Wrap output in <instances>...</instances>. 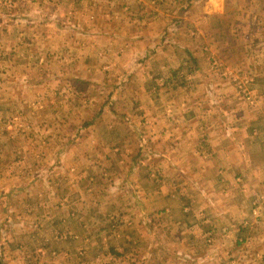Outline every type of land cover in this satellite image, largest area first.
<instances>
[{
  "label": "rangeland",
  "instance_id": "rangeland-1",
  "mask_svg": "<svg viewBox=\"0 0 264 264\" xmlns=\"http://www.w3.org/2000/svg\"><path fill=\"white\" fill-rule=\"evenodd\" d=\"M150 1H155L151 4L154 9H149L145 0H0V40L14 48L11 71L2 73L9 62H0L3 264L15 260L25 264H264V253L256 257L257 253L252 252L256 238L244 233L253 224L231 227L218 222L226 215L217 212L224 208L217 201L228 197V188L222 187L218 198L211 190L205 194L200 186L185 189L181 158L165 159L174 169L168 173L161 158L146 155L152 142L143 133L135 135L130 126L119 129L115 125L118 131L107 130L110 136L121 132L120 137L114 136L115 141L102 139L97 144L86 135L91 130L88 127L102 119L106 124L111 118L138 120L141 110L134 112L127 108L131 100L142 105L190 99L181 89L194 90L199 85L194 71L200 68L218 72V77L242 89L247 84L246 78H253L256 82H250L249 78L247 82L264 89V56H259L264 52V17L253 13L264 0H224L222 11H219L222 0ZM156 3L164 5L169 13L173 10L171 16L162 17L163 23L156 32L161 58L143 56L134 67L126 68L125 76L117 65L102 71L104 66L116 64L115 58L108 54L84 60L68 56L66 61L62 59L53 66L52 51L36 45V40L114 37L120 30L117 26L124 20L130 22L136 12L146 11L142 16L159 14L155 11ZM175 6L183 11L174 13ZM136 7L141 10L136 11ZM202 7L212 12L209 13L212 17L198 26L191 18ZM124 9L125 18L121 19L120 12ZM249 16H253V25ZM251 26L255 28L252 33ZM132 31V27H125L124 32L129 35ZM46 52L45 58L50 61L47 66L54 68L50 72L46 67L45 74H41L39 69L45 67L46 59L39 63L36 56ZM52 72L63 75L53 78ZM106 81L110 87L101 89L97 82ZM67 85L76 86V91L71 92ZM64 87L68 88L63 91ZM248 92L244 93L247 105L252 108L262 105L264 93L253 96ZM245 111V125L230 128L229 123L220 124L219 134L229 140L233 135L240 138L237 135L242 129L255 133L248 141V153L245 144L235 147L241 157L251 161L250 165L264 164V108ZM221 114L220 119L227 121L228 116ZM113 145L121 146L118 153L111 150ZM107 153L114 155L109 158ZM107 166L114 169V176L103 175ZM88 169L90 173L84 174ZM134 173L141 180V196L145 198L135 206L132 190L126 188L132 184L133 179H127ZM241 175L235 173L236 184L255 182L254 175L251 174V179ZM216 176L217 171L196 172L188 182L199 185L206 180L209 184ZM260 176L264 184V175ZM163 180L174 185V189L162 185ZM149 190L157 191L150 201L146 196ZM257 194L244 205L243 212L260 220L264 204L263 199L256 200ZM255 208L257 214L253 215ZM259 229L264 231V221ZM240 230L243 233L236 236ZM74 234L78 237L74 238ZM91 237L94 244L88 253H82L85 250L65 253L70 244H83Z\"/></svg>",
  "mask_w": 264,
  "mask_h": 264
},
{
  "label": "crops",
  "instance_id": "crops-1",
  "mask_svg": "<svg viewBox=\"0 0 264 264\" xmlns=\"http://www.w3.org/2000/svg\"><path fill=\"white\" fill-rule=\"evenodd\" d=\"M145 1H147L149 9H154L151 4H154L155 1ZM156 6L157 8L155 9V11H158L159 14H156V12H151L150 10L151 13H148L147 16H142V14L146 11H140L141 9H138L136 7L135 10L140 12H136L134 18L131 19L130 22L124 20V23H120V25L117 26V29H119L120 27V30H117V35L114 37L109 36L108 38H104L102 40H92V38H95L94 36H92L90 40H36V45H40V47H44L48 49V51H52L50 53L53 58L50 61H52L53 66L55 63L62 61V59L66 61L68 56H75V58H82V60H84V58L88 56L95 57L96 55H100L102 53L105 55L108 54V57L112 56L113 58H115L113 60L116 62V64H111L109 67L104 66L102 71H105L106 69L117 65L122 71L121 75L125 76L124 73L127 71L126 68L131 65L134 67L133 64H135L138 59L143 58V56H148L149 59L161 58L162 52L158 47V44L160 45V43L158 41L156 32L158 29V25L160 23H163L162 17L171 16L173 10H170L169 13V10L164 9V5L160 7L156 3ZM175 9L176 10H174V13L183 11V9L178 10L179 6H175ZM223 9L224 0H222V8L219 11H222ZM198 10V14L196 13V16L192 17L191 20L193 22H196L198 26H202L206 24V20L212 17L209 15V13L212 12H209L207 10L205 11L204 7ZM209 10L212 11V9L210 8ZM125 12V9L120 12L121 19L125 18ZM186 12H184V14ZM253 13H256L257 15L262 14V17H264V4L257 10L254 9ZM218 15L220 14H217L216 16ZM250 18L252 22L253 16H251ZM250 24L253 25V22ZM126 26L130 28L132 27V29H134V31L130 32V35L128 34V32H124ZM254 29L255 28L251 26V33L254 31ZM108 30L110 29L108 28ZM3 41L4 40H0V62L1 60L5 63L9 62L8 66L3 68L2 72L8 73L11 71L10 64L14 59V48L12 46L10 49L7 44L5 45L2 43ZM101 45H104L105 48L102 49ZM141 45H144V48ZM141 50L143 52H141ZM89 52H91L90 54L92 56H90ZM47 54V52L44 55L37 54L36 60H38L39 63H43V61L46 59L45 55ZM259 56H264V52L263 54H259ZM50 61L47 59L45 60V67L39 69L41 74H45V70H47L48 68H50V72L51 69L53 70V66H47ZM86 69H90V67H87ZM131 70H133V68ZM131 70H129L128 72H131ZM47 72L48 76L50 72ZM217 73L214 71H212L211 73L206 72L203 68L198 69L196 72L194 71V77L198 78L199 85L196 86L194 90H189L186 87L181 89V93H184V95L189 94V98L191 96L190 99H184L180 102H160L157 104L149 102L148 104H142L143 106L138 105L137 100H131L130 103L127 104V108L133 109L134 112L141 110V112H138L139 117L141 116L138 120L131 117H127L125 119L111 118L106 124L104 121L105 119H102V121H100L99 123L96 122L92 126H89L88 128H90L91 130H87L88 132H86V135L87 137H92V139L96 143L98 142V140L102 141V139H104L105 141H115L116 138H114V136L116 135L120 137L121 132L114 134V136H110L111 132L109 133L107 132V130L112 129L113 132L118 131L114 128L115 125L118 126L119 129H125L126 126H130L132 127L131 131L135 135H140V133H143L145 135V138L152 142L149 147V151L146 152V155H149L150 158H161L168 173H171V171H173L174 169L170 168L173 166H171V164L169 165L168 162L165 161V159L175 157L181 158L180 163L182 164L180 165V168L183 173L186 174V181L184 180L183 183V185L186 187L185 189L189 190V188H192L193 185H196L197 187L200 186L199 188L203 192H205V194L206 192L208 193L211 190L213 192V196L216 195V197L218 198V191H220L222 187L228 188V197L224 199L225 201H217L219 204H223L224 207L217 212L219 214L226 215L224 218H220L218 222L228 223L231 227L233 225L234 227H236L241 224H253L254 228L250 227L251 229L245 230L246 232L244 233H246L248 236H251L252 238H256V240L258 239V242H261V244H259L255 240V245L252 246V252H256V257H259V254L264 253V231L259 229L261 221H264V215L260 220L254 219L251 216H247V214L243 212V209L244 205L248 204L250 199L253 200V198L251 197L255 195V192H258L256 200L258 201V199L261 198L263 199L262 204H264V184H262L263 178L261 179L260 176L264 175V164L261 163L257 165V163H253V166L250 165L251 161H248L247 158L245 159L241 157V155L237 153L235 147L237 146V144H240V146L244 147L245 144V151L246 153H248V141L252 140L256 134H251L250 131L243 132L242 129L241 132H239V134L237 135L240 138H237L235 135H233L229 140H225V138H221V134H219V127L220 124H222L223 126H227L228 123L230 125V128L231 126L245 125V119L247 118V111L245 110L263 109L264 101H260L262 105H258L257 108H252V105H247L245 103L244 93L246 91H249L248 94L251 93L254 96L255 94H263L264 89H262L261 85L258 87L256 83L249 84V82H247V79L249 77L246 78V83L248 84L249 88L246 84V86H244V88L242 89L240 86L231 85L228 80L221 79V77H218ZM77 74L78 73H76V75ZM61 75L63 74H54L52 72L53 78H59ZM76 75L73 76L77 77ZM248 75L250 77L252 76L251 73H249ZM95 76H98V73ZM124 81L127 82V79H125ZM249 81L256 82V80H254L253 78H249ZM97 83H99V87L101 89L110 87V84H107V81L104 83ZM115 85H118V82ZM68 87L71 92L76 91V86ZM68 87H64L63 91H65ZM61 88L62 86L59 87V89ZM122 89H125V85L122 87ZM246 101H249L247 97ZM107 110H109V106H107ZM108 113L110 112L108 111ZM211 113L212 116H210ZM221 113H224L226 116H228L227 121L220 119L222 115ZM233 119L234 121L238 120V123L233 122ZM105 131L106 134L103 135ZM220 139L223 140L222 143L220 142ZM170 142H172L173 144H169ZM208 142H210V144H207ZM232 142H234V144ZM111 147V150L114 153H118L121 148L120 145H117V147L116 145H113ZM102 150L103 152H105L104 148ZM112 155L114 154L107 153V157L109 158ZM133 170L135 171L138 169L134 168ZM212 171H217V176L213 180H211L209 184L206 180L199 182V185L198 182H195L194 184L188 182L189 179H191V176H193V174H195L196 172L209 173ZM83 172L84 174H88L90 173V170H84ZM104 172V176L109 175L110 177L114 176L113 173H115L114 169H111L110 166H107V170H105ZM235 173H242L241 176L246 175V177L250 179L252 174L254 175L252 179H255V182L247 183L249 186L247 184H241L242 186H240L236 184L238 177H234ZM117 178L115 180H117ZM123 178L126 179V177ZM131 179H133L132 184L129 183L128 185H126V188H131L133 193L132 204L133 206H135V204L138 205L140 204V202H144L145 198L141 196V180H139L137 174L135 175L134 173V176L128 178L127 180L130 181ZM127 180L126 182H128ZM167 182V180H163L162 185L165 184L166 188L174 189V185ZM241 189L245 191L243 192L245 194L241 192ZM156 194L157 191L149 190L146 196L150 201L151 199L155 198ZM259 194L261 196H259ZM229 203L231 204L230 207L228 206ZM224 204H226V207L224 206ZM228 212L229 215L227 216ZM79 220L83 221L84 218L79 217ZM242 233V230H240L239 232L236 231V236H239ZM77 237L78 235L74 234V238ZM73 244H70V248H65V250L67 251L65 253H74L78 250H85L86 252L82 253H88L89 249H92V245L94 243L93 238L91 237V239H89L88 241L85 240L83 244ZM71 250H73V252ZM244 258L246 260H249L248 256ZM11 264H25V262L20 263L19 260H15L14 262H11Z\"/></svg>",
  "mask_w": 264,
  "mask_h": 264
},
{
  "label": "built area",
  "instance_id": "built-area-1",
  "mask_svg": "<svg viewBox=\"0 0 264 264\" xmlns=\"http://www.w3.org/2000/svg\"><path fill=\"white\" fill-rule=\"evenodd\" d=\"M172 29V28H171ZM253 215H256L257 214V209L255 208L253 211H252Z\"/></svg>",
  "mask_w": 264,
  "mask_h": 264
},
{
  "label": "trees",
  "instance_id": "trees-1",
  "mask_svg": "<svg viewBox=\"0 0 264 264\" xmlns=\"http://www.w3.org/2000/svg\"><path fill=\"white\" fill-rule=\"evenodd\" d=\"M0 264H3L2 261H1V259H0Z\"/></svg>",
  "mask_w": 264,
  "mask_h": 264
}]
</instances>
